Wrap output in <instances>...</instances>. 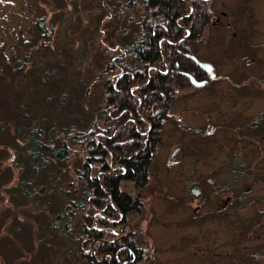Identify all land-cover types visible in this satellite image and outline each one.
I'll return each mask as SVG.
<instances>
[{
  "label": "rangeland",
  "instance_id": "1",
  "mask_svg": "<svg viewBox=\"0 0 264 264\" xmlns=\"http://www.w3.org/2000/svg\"><path fill=\"white\" fill-rule=\"evenodd\" d=\"M209 1L211 23L220 21L215 26L212 24L206 35L192 44V49L200 62L214 63L217 74L201 88L193 86L183 76L189 85L171 106L174 119L164 126L163 140L155 152L148 183L139 188L123 183L124 190L138 203L135 208L142 211L130 222L134 232L140 233L136 246L143 249L136 264H264V124L254 130H249L248 125L246 130L236 132V136L233 132L264 114V0ZM109 3L102 4L99 0H0L1 118H7L8 123L22 124L24 114L31 119L44 118L49 124L53 122L50 118H56L53 125L57 126H66L72 121L79 129L89 126L96 116L102 94L100 85L93 83V77L112 56L116 46L124 45L133 36L132 15L136 21L138 14L143 12L139 6L128 7L126 0H109ZM43 17H46L45 28L54 26L55 37L47 44L48 48L39 51L35 24ZM121 24H126L128 30H121ZM73 30L74 38L68 35ZM43 40L46 42L49 38ZM25 53L30 55L27 63L22 61ZM246 57L255 61L246 65L243 62ZM184 68L202 78L201 68L193 61ZM46 90L55 97L48 100ZM205 114L217 122L219 128L215 134L205 136V130H199ZM182 124L191 126L193 131L184 130ZM11 134L13 141L16 140L14 130ZM1 139L0 135V184H3L6 177L2 174H10L9 169L17 168L20 157L10 148L9 138L5 137L3 142ZM237 140L239 143L246 141L247 149L234 154L228 145ZM211 144L222 145V148L210 153L201 150L200 146ZM177 145L182 148L181 156L170 165ZM4 149L7 151L3 152ZM86 157L76 151L70 162L72 168H81ZM218 161L226 165L238 162L249 177L244 180L246 183L238 184L236 192H231L237 205L232 207L230 203L225 215L210 214L204 223L206 213L195 215L190 208L177 214L179 204L172 197H179L180 191L174 184L188 176L186 173L193 164L209 171L210 167L219 169ZM19 164L21 171L13 173V183L4 186L6 192L0 193V245L7 241L14 244L7 234L19 242L18 236L12 233L16 228L21 231L20 237L24 235V242L17 247L7 242L9 249H0V264H88L79 255L80 241L72 239L80 234L77 215L71 218L69 226L73 235L67 236L65 244L64 240L57 241L53 251L42 247L46 222L54 220L64 199V191L60 195L56 192L74 178L73 171L67 172L66 167L46 171L42 178L32 182L33 176L26 172V165ZM29 179L31 190L45 183L47 190L51 186L54 188L55 194L44 197L45 201L40 198L31 203L19 193L13 194L16 183ZM232 187L237 188V185ZM65 224L64 220L56 230L58 237ZM120 226V223L115 224L116 231ZM192 237L195 243L191 242ZM46 247L48 249V245ZM105 256L95 253L99 262L108 257L111 264L109 256Z\"/></svg>",
  "mask_w": 264,
  "mask_h": 264
},
{
  "label": "trees",
  "instance_id": "2",
  "mask_svg": "<svg viewBox=\"0 0 264 264\" xmlns=\"http://www.w3.org/2000/svg\"><path fill=\"white\" fill-rule=\"evenodd\" d=\"M99 2L110 4L109 0ZM126 3L132 8L139 6L143 12L138 14L136 21L134 15L133 19L129 16L132 28L135 29L133 36L131 35L124 45L116 46L112 56L106 59L105 65L93 77V83L100 85L102 94L100 93L96 116L88 127L79 129L74 121L66 126H57L53 125L57 121L56 118H50L53 122L49 124L44 118L31 119L29 115L24 114L22 124L10 121L8 123L7 118L0 117L1 140L3 142L7 137L12 141L9 143L10 148L20 157L19 163H24L23 167L26 165V172L33 176L32 182L42 178L46 171H57L63 167H66L69 173L73 171L74 178L67 181L65 188L56 192L60 195V192L64 191V199L54 215V220L48 219L46 222L42 247L53 251L57 241L64 240L65 244L67 236L73 235L69 226L70 221H73L71 218L77 215L80 234L72 239L75 242L80 241L79 255L88 264H109L108 257L99 262L95 253L99 257L111 253L112 264H122L116 263V255L121 257V261L124 255H129L126 245L107 244L102 241L94 245L97 238L112 237L108 230L98 232L95 225L98 223L99 227H103L107 224L106 218L113 217L117 213L116 209L123 212L124 220L128 222H133L141 214V208H128L127 205L132 202L131 193L124 190L123 183L126 182L135 188L144 187L148 183L150 169L156 157L155 152L163 140L164 126L174 119L170 112L171 106L189 85L187 79L177 72H172V68L176 63L182 67L191 64V60L184 54L186 47L192 42L200 41L212 26L209 0H126ZM45 19L46 17H43L35 24L39 51L48 48L47 44L53 42L55 37L54 26L51 24L50 28H45ZM121 27V30H128L126 24H121ZM70 34L74 38L75 30L68 32V35ZM185 36L188 38L177 46L174 45ZM45 38L49 40L45 42ZM29 58L30 55L25 53L22 61L27 63ZM167 68L170 70L165 74ZM46 91L48 100L55 97L49 94V90ZM255 121L258 125L264 124V114L248 122L249 130L254 129L252 124ZM147 122H150L151 130ZM11 130H14L17 137L14 141ZM242 141L247 145L246 141ZM6 151L4 149L3 152ZM76 151L87 156L81 168H72L70 163ZM19 163L14 170L9 169L10 174L1 172L6 179L0 184V193L5 191L4 186L13 183L14 174L21 171ZM52 176L48 180L52 179ZM242 176L246 177L244 171ZM32 182L29 179L16 183L12 188L15 192L13 194L19 193L21 197L26 198L27 203L40 198L45 201L44 197L50 198L55 194L54 188L51 186L50 190H47L45 183L31 190ZM111 200L114 203L112 205ZM137 205L138 203H135L134 207ZM64 220L65 229L63 232L58 231V237L55 232ZM19 232L21 231L18 228L12 232L18 236L19 242L10 234L6 237L13 240L14 244L7 242L15 247L21 245L24 235L20 237ZM132 235L129 246L137 252L135 261L128 264L139 263L141 255V251L136 249L140 246H135L140 233L134 232ZM140 241L143 242V239ZM7 242L1 243V250L5 247L9 249ZM65 253H69L67 248ZM129 259L132 257L129 256Z\"/></svg>",
  "mask_w": 264,
  "mask_h": 264
},
{
  "label": "flooded vegetation",
  "instance_id": "3",
  "mask_svg": "<svg viewBox=\"0 0 264 264\" xmlns=\"http://www.w3.org/2000/svg\"><path fill=\"white\" fill-rule=\"evenodd\" d=\"M219 21H220V19H218L217 21H214L212 24L215 26V25H217V23ZM188 36H190V34ZM188 36H186L184 39L182 38L178 43H174V45L177 46V44H179L183 40L187 39ZM192 44H194V43L192 42L189 46L186 47V51L184 54L189 60L193 61L197 65V63L194 60H192L190 57H188V54H192V55L195 54L193 49H192ZM254 61L255 60L253 58H250V57H246L243 59V62L246 65H250ZM204 62L210 63L214 66V63L210 62L209 60H206ZM216 68L217 67L214 66V74L211 77L208 76V73L205 70L201 69L202 70V75L200 76V77H202L201 79H199L195 75L194 72H191L190 70H185V68L180 66L179 63H176V66L174 68H172V72H177L181 75H182L183 71L191 72L198 80L209 79V82H211L217 74ZM169 70L170 69L167 68L165 71V74L167 72H169ZM182 76H184V75H182ZM140 104H141V102H140ZM154 114L155 113H153L152 116H154ZM203 121L205 124L203 123V125L201 126V129L199 128V130L200 131L205 130V136L208 134H211V135L215 134L216 128H219L217 122H213V120H211L210 116H208L207 114L203 115ZM147 123L150 125V130H151L152 126H151L150 122H147ZM248 125H249L248 123L241 125L238 130L233 131L234 135L236 136L235 133L238 132L239 130H243V131L246 130ZM252 125H253V127H256L258 125V123L255 121V122H253ZM230 126H232V125H230ZM181 127L184 128V130H188L189 132L193 131V128L187 124H182ZM149 131H147V132H149ZM200 147H201L202 151L210 153L212 151L218 150L219 148H222V145L211 144V145H207V146L202 145ZM228 147L233 149L232 153H234V154H236L237 152L239 154L240 149H242V151H245L247 149V145L243 144V142L242 143L236 142L235 144L231 143L228 145ZM176 150L177 151L175 153H173V155H175V156H171V160L169 162L170 165L176 163L177 158L179 159L181 156L182 148L177 145ZM205 156H207V154H205ZM218 163L221 164L219 166V169L218 168L214 169L215 167H210L211 170L208 171V170H206V168H203V169L198 168V166H196L192 162L194 167H191L190 172L186 173L188 176L180 179L182 182H180V180H179L177 182V185L173 183L176 190L180 191L179 197H172V198H174L173 200L177 204H179V206L176 208L177 214H183L184 212H187L191 208V210L193 211V213L195 215L200 214V212L203 213V215L205 213L208 215L205 219H203V223H204V222L209 220V219L207 220V218H209L210 214L225 215V210L227 209V207H230V203H231L232 207L233 206L235 207L237 205L238 201L236 202V204L234 203L236 198L234 199V197H233L234 195L231 192H236L239 188L238 184H241L242 181H243V183H246L245 181H247V178H249V177L242 176L243 170L241 167H239L240 164H238V162H229V163H227V165L224 162L220 163V161H218ZM230 169L232 170V173H231ZM196 171H200V172H196ZM229 174H232L235 176L231 177V176H229ZM234 185H237V188L232 187ZM226 192H228V193H226ZM131 200H132L131 204H129L127 206H129L128 208H135L132 206L136 203V201L135 200L133 201L132 197H131ZM112 204H114L113 201L111 202V205ZM115 206H116V208H118L117 205H115ZM116 211H117V213L113 217H107L106 218L107 219L106 226L104 225L103 227H99L98 223L95 225V228L97 229V231L100 229H101L100 231L105 230V229L110 230L112 228V230H111L112 237L113 236H115V237L114 238H112V237L106 238V239L97 238L94 242V245H96L100 241L106 242L107 244H116L117 243L119 245H126L125 248L129 251V255L128 256L124 255L122 257V261H121V257H118V255H116V259H117L116 263L121 262L122 264H128L129 262L135 261V259H136V252L137 251L134 252L131 249V247L129 246L130 245L129 243L131 241V237L133 236L132 234L134 233V228L130 224V222H128L127 220L124 221L123 212H121L119 209H116ZM118 214H120V215L118 216ZM118 223H120L121 226H120V229L118 231H116L114 226H115V224H118ZM127 226H129V229H127ZM191 242H193V243L196 242L195 239H193V237H192ZM136 249L142 251V247H136ZM106 255L109 256V258L111 259V262L113 263L112 254L108 252V253H106ZM129 256L132 257V259H129Z\"/></svg>",
  "mask_w": 264,
  "mask_h": 264
},
{
  "label": "water",
  "instance_id": "4",
  "mask_svg": "<svg viewBox=\"0 0 264 264\" xmlns=\"http://www.w3.org/2000/svg\"><path fill=\"white\" fill-rule=\"evenodd\" d=\"M188 57H190L192 60H194L197 65L205 70L209 76H213L214 74V66L210 63L200 62L194 55L188 54ZM182 75L187 77L190 81V83L198 88L205 87L209 83V79H202L198 80L191 72L183 71Z\"/></svg>",
  "mask_w": 264,
  "mask_h": 264
}]
</instances>
